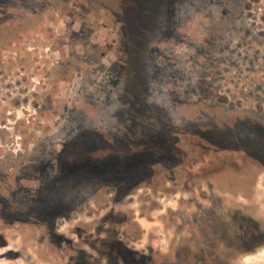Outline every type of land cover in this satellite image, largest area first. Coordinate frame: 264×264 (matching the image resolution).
<instances>
[{
  "label": "rangeland",
  "instance_id": "rangeland-1",
  "mask_svg": "<svg viewBox=\"0 0 264 264\" xmlns=\"http://www.w3.org/2000/svg\"><path fill=\"white\" fill-rule=\"evenodd\" d=\"M170 262L264 264V0H0V264Z\"/></svg>",
  "mask_w": 264,
  "mask_h": 264
},
{
  "label": "flooded vegetation",
  "instance_id": "flooded-vegetation-1",
  "mask_svg": "<svg viewBox=\"0 0 264 264\" xmlns=\"http://www.w3.org/2000/svg\"><path fill=\"white\" fill-rule=\"evenodd\" d=\"M197 257H198V256H197L196 254H194V255H193V259L191 260V262H192L193 260H194V261H195V260L197 261ZM169 264H173V263L170 262Z\"/></svg>",
  "mask_w": 264,
  "mask_h": 264
},
{
  "label": "trees",
  "instance_id": "trees-1",
  "mask_svg": "<svg viewBox=\"0 0 264 264\" xmlns=\"http://www.w3.org/2000/svg\"><path fill=\"white\" fill-rule=\"evenodd\" d=\"M205 156H208V158L206 157L207 160L211 159V155H210V152H206Z\"/></svg>",
  "mask_w": 264,
  "mask_h": 264
}]
</instances>
